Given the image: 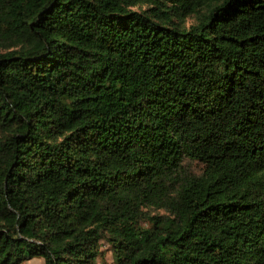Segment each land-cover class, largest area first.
Instances as JSON below:
<instances>
[{
  "label": "trees",
  "instance_id": "obj_1",
  "mask_svg": "<svg viewBox=\"0 0 264 264\" xmlns=\"http://www.w3.org/2000/svg\"><path fill=\"white\" fill-rule=\"evenodd\" d=\"M38 257L264 264V0H0V264Z\"/></svg>",
  "mask_w": 264,
  "mask_h": 264
},
{
  "label": "rangeland",
  "instance_id": "obj_2",
  "mask_svg": "<svg viewBox=\"0 0 264 264\" xmlns=\"http://www.w3.org/2000/svg\"><path fill=\"white\" fill-rule=\"evenodd\" d=\"M104 251V259L100 258L99 262L101 263L102 260H106L108 263L112 262V252L110 251V245L107 242H103V248ZM23 264H44L43 258H34L33 260H29L24 262Z\"/></svg>",
  "mask_w": 264,
  "mask_h": 264
}]
</instances>
